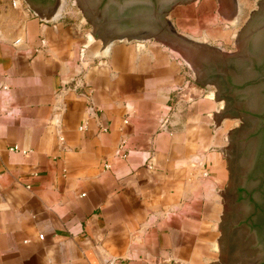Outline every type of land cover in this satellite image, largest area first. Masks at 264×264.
Returning a JSON list of instances; mask_svg holds the SVG:
<instances>
[{"label": "crops", "instance_id": "crops-1", "mask_svg": "<svg viewBox=\"0 0 264 264\" xmlns=\"http://www.w3.org/2000/svg\"><path fill=\"white\" fill-rule=\"evenodd\" d=\"M71 16L0 0V264H212L223 106L181 97L168 44L96 49Z\"/></svg>", "mask_w": 264, "mask_h": 264}, {"label": "water", "instance_id": "water-1", "mask_svg": "<svg viewBox=\"0 0 264 264\" xmlns=\"http://www.w3.org/2000/svg\"><path fill=\"white\" fill-rule=\"evenodd\" d=\"M76 1L81 12L92 23L95 37L101 36L104 40L111 41L122 36L141 40L154 36L180 49L196 67L200 83L215 82L218 85L215 94L224 99V106L218 117L228 114L244 121V124L241 123L228 134L230 185L223 192V213L218 224L224 246L220 250L219 260L214 264L263 263L264 224L257 228L253 225L254 222L251 223L249 218L257 209L243 189L253 188L257 183L255 176L261 171H253V177L246 175L251 165L254 142L253 138L245 136L255 126L258 129L255 139L260 142L257 149L260 150L261 147L264 150V76L254 86L241 89L229 88L226 76L231 75L235 81L248 78L243 67L250 54L258 52L264 45V1L258 2V11L252 14L237 34V50L233 53L202 46L180 36L170 21L164 18L176 3L191 0H157L156 5H152L150 0ZM219 3L222 8L233 7V0H219ZM260 72L264 75L263 64ZM242 106L255 111L256 118L242 113ZM255 199L258 200L256 193Z\"/></svg>", "mask_w": 264, "mask_h": 264}, {"label": "rangeland", "instance_id": "rangeland-1", "mask_svg": "<svg viewBox=\"0 0 264 264\" xmlns=\"http://www.w3.org/2000/svg\"><path fill=\"white\" fill-rule=\"evenodd\" d=\"M259 1L260 0H233L235 3V8L234 3L232 7L234 9V14L233 9L230 8L229 12L231 11V13L229 14H233L230 16L227 13L228 8H222L219 0H191L187 3H176L166 12L164 18L170 21L177 34L180 36L187 39L190 38L188 40L202 46H211L212 48L225 53H233L237 50L235 41L236 36L249 21L251 13L258 8ZM63 2L65 3L66 9L72 12L71 21L75 24L82 25V33L87 34L88 45L94 43L97 49L101 42H103L102 37L94 36L92 32V23L81 12L77 1L63 0ZM61 9V7L57 9L55 12L56 15ZM127 37L130 38L129 36ZM133 41L136 42L134 38ZM145 41L165 45L168 44L167 46L169 50L180 61L182 73L189 80V85H182L177 89L178 91H181V97L183 99L188 101L187 97L193 100L194 96L201 95V97L204 98L209 95V100L216 103L217 109H219L221 105L224 106V99L215 94L218 90V85L212 82L200 83V81H197V69L184 52L161 39H155V37H149ZM193 87L198 93L191 90ZM218 115L219 113H216V121H219L220 119ZM220 120L221 146L219 147L225 158L228 175L221 190L223 196V192L230 185V174L228 169L230 145L228 134L233 128L239 127L241 123L244 124V121L238 116L228 114L223 115ZM222 200L224 206L223 197ZM223 246L224 239L220 234L217 242V252L212 259V264L219 260V253Z\"/></svg>", "mask_w": 264, "mask_h": 264}, {"label": "flooded vegetation", "instance_id": "flooded-vegetation-1", "mask_svg": "<svg viewBox=\"0 0 264 264\" xmlns=\"http://www.w3.org/2000/svg\"><path fill=\"white\" fill-rule=\"evenodd\" d=\"M264 1V0H263ZM152 5H156L157 0H150L149 1ZM234 3V2H233ZM234 8H235V3H234ZM264 65V45L261 47V49L258 52H252L250 54V57L245 63V66L243 67L245 71H247V76L244 79V81H235L233 80L232 76H226V83L228 84L229 88L232 89H241V88H246L249 86H254L255 83L261 80V77L264 75H261L260 72V67L261 65ZM247 66V68H245ZM252 76V77H251ZM242 113L245 115H248L250 117H255L256 118V113L252 109L244 108L242 106ZM258 135V129L253 126L252 129L248 131V134L245 137L253 138V144H254V151L252 153V159H251V165L249 170H247L246 175L248 177H253L252 172L257 171L258 169H261L259 174H256L255 179L257 181L256 185L249 189V188H244L243 192H245V195L250 198L256 207V212L250 216V221L255 225V227L259 228L264 224V150L257 149L259 145V141H256V136ZM247 141V140H246ZM242 191V190H241ZM240 191V192H241ZM255 193L256 196L258 197V200L255 199ZM248 219V221H249ZM249 221V222H250ZM258 264H264V262H260Z\"/></svg>", "mask_w": 264, "mask_h": 264}, {"label": "built area", "instance_id": "built-area-1", "mask_svg": "<svg viewBox=\"0 0 264 264\" xmlns=\"http://www.w3.org/2000/svg\"><path fill=\"white\" fill-rule=\"evenodd\" d=\"M188 100H191L189 97H187ZM82 128V127H81ZM125 144H126V139L125 138H122L120 140V143H119V149L121 151V156L122 157H126L127 156V150L125 148ZM10 150H18V146L14 145V146H11L9 147ZM106 168H109L110 166L109 165H106L105 166Z\"/></svg>", "mask_w": 264, "mask_h": 264}, {"label": "bare ground", "instance_id": "bare-ground-1", "mask_svg": "<svg viewBox=\"0 0 264 264\" xmlns=\"http://www.w3.org/2000/svg\"><path fill=\"white\" fill-rule=\"evenodd\" d=\"M225 9H227V8H225ZM229 9H230V8L227 9V13H228V15H230L229 13H231V11L229 12ZM232 9H233V8H232ZM238 9H239V8H238ZM236 11H237V9H236ZM257 11H258V8H257L255 11H253V12L251 13L250 18L252 17V14L255 13V12H257ZM233 14H234V9H233ZM233 14H232V15H233ZM236 14H237V13H236ZM232 15H230V16H232ZM235 18H236V17H235ZM235 18H234V19H235ZM249 20H250V19H249ZM152 37H154V36H152ZM126 38H127V37H126ZM126 38H125V39H126ZM134 39H135V40H141V39H138V38H135V37H134ZM188 39H190V38H188ZM210 47H211V46H210ZM211 48H212V47H211ZM213 49H214V48H213ZM106 51H107V50H106ZM222 52H223V51H222Z\"/></svg>", "mask_w": 264, "mask_h": 264}]
</instances>
